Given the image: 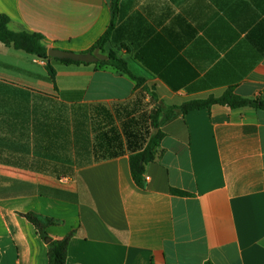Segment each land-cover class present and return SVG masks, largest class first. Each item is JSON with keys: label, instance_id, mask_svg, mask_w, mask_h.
<instances>
[{"label": "crops", "instance_id": "obj_1", "mask_svg": "<svg viewBox=\"0 0 264 264\" xmlns=\"http://www.w3.org/2000/svg\"><path fill=\"white\" fill-rule=\"evenodd\" d=\"M111 3L0 0V16L13 31L43 35L48 50L87 53L111 27ZM110 52L140 81L53 59V83L47 61L0 42V264H50V242L70 234L66 264H264V110L163 113L143 187L116 115L229 91L264 102V0H121ZM91 107L114 116L122 155L81 163L79 126L92 139ZM28 213L57 222L48 239Z\"/></svg>", "mask_w": 264, "mask_h": 264}, {"label": "trees", "instance_id": "obj_2", "mask_svg": "<svg viewBox=\"0 0 264 264\" xmlns=\"http://www.w3.org/2000/svg\"><path fill=\"white\" fill-rule=\"evenodd\" d=\"M121 0H112V23L109 31L99 40L93 48L88 52H94L97 49L104 52V43L107 41L108 36L114 29L115 21L117 19ZM10 19L7 16H0V42L13 47L16 50L24 51L27 54L34 55L39 59L47 61V71L49 73L50 80L56 82V70L51 64L52 59L48 56V48L44 43V36L39 33H31L25 30L13 31L9 28ZM63 64H84L81 62H74L72 60H57ZM100 67H112L119 73L132 76L127 63L118 57L114 52L108 54V59L96 63ZM134 79L137 80L134 76ZM140 81V80H137ZM50 100L49 98H44ZM214 104L229 106L233 109L241 108L245 106H252L258 110H264V102L259 100H248L240 96H237L233 91L227 92L222 98L209 100H197L183 104L180 108H170L163 110L160 106H155L151 114L143 112L140 107L134 110H128L127 107L120 110H116L117 118L123 121L122 130L127 138L128 149L131 151L130 165L131 172L134 181L140 187L144 184V173L146 166L153 162L157 156V149L160 146V142L164 136L160 129V117L163 113L167 118L171 117L174 111L180 110L183 113H189L190 111L209 108ZM140 111V116L136 117L137 112ZM88 116V111L81 113V117ZM91 132L87 130V125L82 121L79 126L78 142L81 163L88 162L93 155L94 161H103L109 158H114L122 155L124 147L121 142V134H119L118 128L114 123V116L104 107H91L90 108ZM42 136L48 139H56L52 131L54 126L41 125ZM39 134V126H35ZM174 194L185 196V192L173 190ZM28 221H30L38 230L43 239H48L47 229L50 226L55 225L57 222L51 218L36 215L34 213H28L23 215ZM71 234L61 240H55L49 244V263L50 264H66L69 241ZM206 264H213L207 262Z\"/></svg>", "mask_w": 264, "mask_h": 264}, {"label": "water", "instance_id": "obj_3", "mask_svg": "<svg viewBox=\"0 0 264 264\" xmlns=\"http://www.w3.org/2000/svg\"><path fill=\"white\" fill-rule=\"evenodd\" d=\"M48 56L53 60H72L74 62H81L84 64H96L100 61H105L108 56L101 53L99 49L94 52L87 53H75L70 51H64L59 49L50 48L48 50Z\"/></svg>", "mask_w": 264, "mask_h": 264}, {"label": "built area", "instance_id": "obj_4", "mask_svg": "<svg viewBox=\"0 0 264 264\" xmlns=\"http://www.w3.org/2000/svg\"><path fill=\"white\" fill-rule=\"evenodd\" d=\"M43 61H45V60H43Z\"/></svg>", "mask_w": 264, "mask_h": 264}]
</instances>
